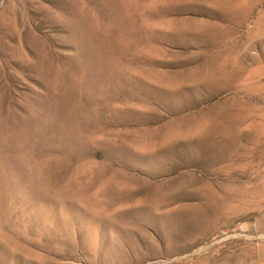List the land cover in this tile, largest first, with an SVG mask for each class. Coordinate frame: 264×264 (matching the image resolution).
Listing matches in <instances>:
<instances>
[{
	"label": "rangeland",
	"instance_id": "obj_1",
	"mask_svg": "<svg viewBox=\"0 0 264 264\" xmlns=\"http://www.w3.org/2000/svg\"><path fill=\"white\" fill-rule=\"evenodd\" d=\"M238 62L264 67V0H0V177L15 185L0 187V264H264L263 190L216 224L164 227L203 185L239 187L235 142L223 164L193 146L223 142L235 89L203 78ZM165 191L186 195L154 207Z\"/></svg>",
	"mask_w": 264,
	"mask_h": 264
},
{
	"label": "bare ground",
	"instance_id": "obj_2",
	"mask_svg": "<svg viewBox=\"0 0 264 264\" xmlns=\"http://www.w3.org/2000/svg\"><path fill=\"white\" fill-rule=\"evenodd\" d=\"M166 1V0H165ZM159 2V1H158ZM250 12V11H249ZM148 22V21H147ZM171 22V20H170ZM263 22V21H262ZM172 23V22H171ZM170 23V24H171ZM207 23V22H206ZM201 22L200 24V32H206L208 31V23ZM147 26L149 25V22L146 23ZM153 23H151L152 25ZM168 24V23H167ZM166 24V25H167ZM168 24V25H170ZM167 25V26H168ZM171 26V25H170ZM212 26V25H211ZM150 27V26H149ZM148 27V28H149ZM153 27V26H152ZM147 28V29H148ZM154 28V27H153ZM172 28V27H171ZM150 30V29H148ZM153 31V30H152ZM151 31V33H152ZM262 45V44H260ZM150 49V47H149ZM252 60V59H251ZM148 70V69H147ZM153 70V69H152ZM200 71V72H199ZM195 72L193 75H196L198 73H201V70ZM151 72V71H150ZM156 72V71H154ZM136 73V71H135ZM144 73V72H142ZM139 74V73H138ZM154 74V73H153ZM152 74V75H153ZM159 75V72H158ZM217 75V76H216ZM154 76V75H153ZM142 77V75H141ZM144 77V76H143ZM148 77V76H146ZM146 77H144L146 79ZM155 77V76H154ZM218 77L219 81L222 83H225L226 86H234L233 89H235V108L232 110V112H229L226 116L225 120V138L222 143L215 144L211 141L210 138L207 136H197V139L194 141L193 146L196 148L200 153L203 154V156L206 159V164H217L219 162L224 163V161L229 160L231 158V155L228 151V146L231 145V142L236 143V159L238 160V184L239 187L237 189H227L225 188L222 191H217L210 187L209 185H203V189L199 193L201 196L200 199L203 200L202 203H195V204H182L176 209L173 208L167 216H165V224L164 227H176L179 224L186 225L187 227H201L203 225L208 224H216L218 221V215L222 211H228L232 212V210L236 209L238 204H241L244 206L245 202L248 200L256 199L258 198L257 193L262 194L261 191H264V179H250L247 175V168L250 167L251 163L249 160H253L255 158V154L258 152H261L259 150L260 148L264 149V67H256V68H247L243 66L240 62L238 63H231V64H225L223 67H220L218 70H209L208 73L204 76V81L211 82L214 81L215 78ZM133 78V77H132ZM217 78V79H218ZM163 79V78H161ZM198 79V78H197ZM152 80V79H150ZM158 80V79H157ZM178 80V79H177ZM187 80V79H186ZM156 81V80H155ZM162 81V80H161ZM160 81V83H161ZM164 81V80H163ZM149 82V80H148ZM170 82V79H169ZM180 82V81H179ZM158 83V81H157ZM156 83V84H157ZM182 83V82H181ZM149 84V83H148ZM168 84V83H167ZM138 85V84H137ZM175 85V84H172ZM148 87V85L146 84ZM168 85H166V88ZM137 88V86H136ZM179 88V87H178ZM177 90V87L175 88ZM180 89V88H179ZM182 89V88H181ZM165 90V89H164ZM171 90V89H170ZM175 91V90H174ZM147 92V91H146ZM161 100V99H160ZM135 101V100H134ZM227 101V100H226ZM142 102V101H141ZM138 103V102H137ZM147 102H143V105ZM148 104V103H147ZM146 104V105H147ZM232 104V103H231ZM142 106V104H141ZM229 106V105H228ZM143 107V106H142ZM147 107V106H146ZM227 108V107H226ZM230 108V107H229ZM227 110V109H226ZM231 111V110H230ZM219 114V113H218ZM207 116V115H206ZM205 117V116H204ZM53 118V117H52ZM200 118V117H199ZM198 118V119H199ZM208 118V117H207ZM211 118V117H210ZM224 118V117H223ZM222 118V119H223ZM184 119V118H183ZM206 119V117H205ZM54 120V119H53ZM178 120V119H177ZM197 120L196 118L194 121ZM198 121V120H197ZM204 122L201 120V122ZM206 121V120H205ZM53 121L50 119H44L42 120V125L48 126L52 124ZM183 122V121H182ZM207 122V121H206ZM214 122V121H213ZM221 122V121H220ZM169 123V122H168ZM191 123V121H190ZM194 123V122H193ZM196 123V121H195ZM35 124V123H34ZM200 124V122L198 123ZM197 124V125H198ZM205 124V122L203 123ZM201 124V126L203 125ZM212 124V123H211ZM217 124V123H216ZM193 126L192 124H190ZM187 125V126H190ZM196 124L194 126H197ZM207 125V123H206ZM176 126V123L174 125V128ZM185 126V127H187ZM200 126V128H202ZM205 126V125H204ZM61 127V126H60ZM181 127V126H180ZM206 127V126H205ZM204 127V128H205ZM209 127V126H208ZM173 128V126H172ZM179 127H177L178 129ZM190 128V127H189ZM197 128V127H195ZM194 128V129H195ZM199 128V125H198ZM154 130V129H153ZM169 130V128H168ZM172 130V129H171ZM174 130V129H173ZM204 132L205 130L202 129ZM190 131V130H189ZM188 131V132H189ZM195 131V130H194ZM201 131V130H200ZM178 132V131H177ZM186 132V131H185ZM202 132V131H201ZM200 132V133H201ZM203 132V134H204ZM207 132V131H206ZM171 134V132H168ZM180 133V132H179ZM183 133V132H182ZM199 133V134H200ZM150 134V133H148ZM152 134V133H151ZM151 139L154 140L155 138ZM155 134V133H154ZM175 134V133H172ZM181 134V133H180ZM185 134V133H184ZM189 134V133H188ZM165 135V133H164ZM167 136V134H166ZM173 135H170L172 139ZM185 136V135H184ZM196 136V135H195ZM167 138V137H166ZM164 137V139H166ZM181 138H184L181 136ZM196 138V137H195ZM148 139V138H147ZM169 139V138H168ZM167 139V140H168ZM186 139V138H184ZM188 139V138H187ZM162 140V138H161ZM145 141V139H144ZM164 141V140H163ZM170 141V140H169ZM185 141V140H184ZM158 142V141H157ZM171 142V141H170ZM147 143V141H146ZM150 143V139H149ZM148 143V144H149ZM155 141H153L152 144H154ZM164 143V142H163ZM174 143V142H173ZM144 144V143H143ZM147 146V144H144ZM155 145V144H154ZM157 145V143H156ZM163 146L165 144H162ZM178 145V144H177ZM192 145V144H191ZM234 145V144H233ZM117 146V145H116ZM145 146V147H146ZM148 146H151L149 144ZM161 146V145H160ZM172 146V145H171ZM183 146V145H182ZM153 148V146L151 147ZM156 148V147H155ZM162 148V147H161ZM113 150V149H112ZM145 151L148 150L145 149ZM151 151V150H150ZM156 151V150H155ZM158 152V151H157ZM142 153V152H141ZM153 153V152H152ZM155 154V153H154ZM149 155V154H147ZM151 155V154H150ZM166 156V153L164 156L160 157H154L152 160H143L141 161V164L143 167H151L156 166L155 164L157 162H161L162 158ZM145 157V156H144ZM259 157V156H258ZM198 160V159H197ZM204 161V160H203ZM230 161V160H229ZM234 163V162H233ZM250 163V164H249ZM158 166V165H157ZM218 166V165H217ZM199 167V166H198ZM252 167V166H251ZM209 168V167H208ZM221 168V167H220ZM233 168V166H232ZM224 169V168H223ZM217 170V169H216ZM229 169H227L228 171ZM237 171V170H235ZM222 172V171H221ZM231 171L228 173L230 174ZM233 173V172H232ZM235 173V172H234ZM185 175V174H184ZM237 175V174H236ZM223 176V175H222ZM263 176V175H261ZM257 177V176H256ZM114 178V177H113ZM262 178V177H261ZM45 179V178H44ZM112 180V179H109ZM115 180V179H114ZM172 180V179H171ZM113 181V180H112ZM194 181V179H193ZM233 180H231L232 182ZM237 181V180H236ZM115 182V181H114ZM171 182V181H170ZM192 182V181H191ZM198 182V181H197ZM211 182V181H210ZM218 182V181H217ZM225 182V181H224ZM41 183V181H40ZM131 183V182H129ZM180 183V182H179ZM116 184V182H115ZM169 184V183H168ZM203 184V183H202ZM212 184V183H211ZM216 184V183H215ZM226 184V183H225ZM42 185V184H40ZM45 185V184H44ZM119 185V184H118ZM182 184L179 185L181 187ZM186 185V184H185ZM230 185V184H229ZM15 186V185H14ZM13 183L10 181V179L5 175L4 177H0V187H2L8 195L12 192L13 189ZM108 186V185H107ZM198 186V185H197ZM196 186V187H197ZM222 186V185H221ZM225 186V185H224ZM227 186V185H226ZM235 186V185H234ZM185 187V186H184ZM202 187V186H201ZM199 188V187H198ZM223 188V187H221ZM150 189V188H149ZM148 189V191H149ZM167 189V188H166ZM165 189V190H166ZM219 190V189H218ZM144 191V190H143ZM146 193V192H145ZM177 193V192H176ZM174 193V195L170 193L160 194L158 197H156L153 201L154 207H166L169 206L172 202L175 203V200L180 199L181 196H185L186 194L181 192L179 194ZM105 194V193H104ZM116 194V193H115ZM132 194V193H131ZM103 195V194H102ZM106 195V194H105ZM108 195V194H107ZM198 195V194H197ZM68 196V195H67ZM126 196V195H125ZM128 196V195H127ZM131 196V195H129ZM114 197V196H113ZM142 198V197H141ZM1 194H0V204H1ZM133 199V198H132ZM184 199V198H183ZM199 199V200H200ZM254 199V200H255ZM131 200V199H130ZM139 200V199H138ZM262 200V199H261ZM13 201V200H12ZM11 201V202H12ZM80 201V200H79ZM132 201V200H131ZM136 201V199H135ZM134 201V202H135ZM128 202V201H126ZM254 201H252L253 203ZM257 202V201H256ZM141 203V202H140ZM172 203V204H174ZM237 203V204H236ZM251 203V202H250ZM251 203V204H252ZM260 203V202H258ZM129 204V202H128ZM140 205V204H139ZM179 205V204H177ZM176 205V206H177ZM121 206V205H120ZM131 206V205H130ZM129 206V208H130ZM175 206V207H176ZM153 207V206H152ZM151 207V208H152ZM245 207V206H244ZM120 208V207H119ZM127 208V207H126ZM124 208L125 210H127ZM248 208V207H246ZM245 208V209H246ZM8 209V208H7ZM123 209V210H124ZM150 209V208H149ZM239 209V208H238ZM122 210V209H121ZM120 210V211H121ZM134 210V209H133ZM237 210V209H236ZM244 209H242L243 211ZM249 210V209H248ZM79 211V210H78ZM118 211V210H117ZM135 211V210H134ZM124 212V211H122ZM157 213V211L155 212ZM159 213V212H158ZM227 213V212H226ZM237 213V212H236ZM99 214V213H98ZM118 214V213H116ZM96 215V214H95ZM166 215V214H165ZM72 217V216H71ZM102 217V216H100ZM120 217V216H119ZM57 218V217H56ZM97 219V218H96ZM107 219V218H106ZM48 220V219H47ZM110 220L111 223V219ZM121 220V219H120ZM91 220H89L90 222ZM264 223V218L261 221ZM162 223V222H161ZM75 225V223H73ZM79 224V223H78ZM219 224V222H218ZM98 227V226H97ZM101 228V227H100ZM167 229V228H166ZM203 229V228H202ZM108 233V232H107ZM93 235V234H91ZM78 236V235H77ZM112 236V235H111ZM114 236V235H113ZM88 237V236H87ZM115 237V236H114ZM86 238V237H85ZM97 238V237H96ZM110 238V237H109ZM122 237H119V239ZM90 239V238H89ZM111 239V238H110ZM94 241V240H93ZM98 241V240H97ZM104 242V240H102ZM114 241V240H113ZM98 243V242H97ZM96 243V244H97ZM125 244V243H124ZM142 244V243H141ZM148 244V243H147ZM99 245V244H98ZM85 246V245H84ZM95 246H93L94 248ZM100 247V246H99ZM78 248V247H77ZM102 249V247H101ZM94 251V249H93ZM99 251V250H98ZM94 253V252H93ZM119 253V246H115L113 243L109 246L108 250L106 251V255L113 256V254ZM95 254V253H94ZM100 254V253H99ZM121 254V253H120ZM250 254V253H249ZM119 255V254H117ZM123 255V253L121 254ZM118 257V256H117ZM124 257V256H123ZM239 257V256H235ZM233 258V257H232ZM241 258V257H240ZM240 258H234L232 261L230 259V263L233 264L235 262H239ZM111 260V259H110ZM229 261V260H228ZM243 261V260H242ZM237 264V263H236ZM244 264V262L242 263Z\"/></svg>",
	"mask_w": 264,
	"mask_h": 264
}]
</instances>
